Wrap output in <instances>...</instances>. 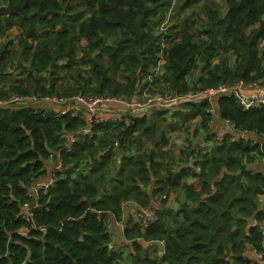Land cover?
I'll return each instance as SVG.
<instances>
[{
  "label": "trees",
  "instance_id": "obj_1",
  "mask_svg": "<svg viewBox=\"0 0 264 264\" xmlns=\"http://www.w3.org/2000/svg\"><path fill=\"white\" fill-rule=\"evenodd\" d=\"M11 1L21 11L0 15V99L82 94L132 103L145 92L264 86V0ZM173 4L171 18L180 19L181 30H153L168 20ZM159 59L161 71L149 80ZM175 109L131 115L129 125L94 124L89 135L67 145L63 135L84 126L82 118L0 107V264H120L106 223L120 220L126 201L149 207L177 189L184 195L177 210L158 209L146 230L134 222L124 229L131 264H260L246 254L256 250L264 257V227H248L245 218L261 206L264 173L252 166L264 160V149L243 131L264 137V105L246 109L225 92ZM195 117L198 125L191 123ZM213 117L223 124L219 145L210 142ZM177 130L191 153L183 149L175 159L170 133ZM53 151L61 161L56 178L28 199ZM25 202L36 204L33 225L20 218ZM183 207H195L190 227ZM176 216L181 221L174 226L169 217ZM254 219L263 220L264 209ZM162 239L161 249L147 246L159 250L155 259L138 243Z\"/></svg>",
  "mask_w": 264,
  "mask_h": 264
},
{
  "label": "built area",
  "instance_id": "obj_2",
  "mask_svg": "<svg viewBox=\"0 0 264 264\" xmlns=\"http://www.w3.org/2000/svg\"><path fill=\"white\" fill-rule=\"evenodd\" d=\"M161 65L162 60L159 59L156 67L153 69V73L150 75L149 80L160 73ZM225 92H232L235 96L239 97L241 100V104L246 109L264 105V86H260L258 83L253 82L249 83L247 86H243V83H240L235 87L219 86L216 89H206L197 94H192L190 92H187L185 94H152L145 92L140 101H135L132 103L129 102V100H125L120 97H95L82 94H76L70 99L48 95L45 97H38L37 95L28 96L10 94L7 98L0 99V107L12 108L13 104H20L22 106H13V108H20L28 107V104L34 103L46 104L51 105V107H42V109L50 111L49 115H52V117L58 118L62 115L69 114L71 116H78L82 118L85 122L84 126L73 133H65L63 135L65 144L68 145L72 144L76 140H79L81 137L89 135V133L91 132V127L94 124H104V122H108L111 120L109 123L118 121L122 124L129 125L131 122V115L138 116L143 112H147L148 110H158L160 108L164 109L178 104L182 105L184 104V102H198L204 98L210 97V95H214L215 93ZM111 107H113L114 109V116H111L109 114ZM205 111L208 113L213 112L211 108H208ZM102 113L106 114L109 117L104 116ZM244 134L245 136L247 134H252L254 136V132L252 131L244 130L243 135ZM224 136V133H216L212 136L210 142H214L216 145H219L222 143ZM263 138L264 137H262L261 139ZM113 145L118 146V140H114ZM56 157V165H54L53 170L48 173V179H44L42 181L37 180L30 185L28 191L26 192V196L28 199H34L40 193L44 192L56 178L55 172L61 168V161L58 152L55 156L53 154V156L49 159L52 160ZM195 171L199 172L200 169L196 168ZM166 198L167 197L162 195L151 206H140L135 210V220L141 230H146L158 220L157 211L158 209L162 208L163 202L166 200ZM35 207L36 204L31 205L29 202H25L23 203L20 212V218L30 225H33L34 223L33 210ZM251 225H257L260 228H263L264 219L259 222L254 219ZM105 229L110 231V223H106ZM150 243V245L155 243L159 248H162L164 247L165 241L162 239L151 241ZM252 252L255 254V261L259 262L260 264H264L263 254L256 252V250H252ZM161 264H164V262Z\"/></svg>",
  "mask_w": 264,
  "mask_h": 264
},
{
  "label": "crops",
  "instance_id": "obj_3",
  "mask_svg": "<svg viewBox=\"0 0 264 264\" xmlns=\"http://www.w3.org/2000/svg\"><path fill=\"white\" fill-rule=\"evenodd\" d=\"M0 5L3 6L2 4H0ZM10 33H11V31H10ZM14 34H16L15 30H14ZM34 104H38V103H34ZM28 107H31V108H34V109H38V108L42 109V107L48 108L49 105L38 104V105L35 106L33 104H28ZM178 107H176V109ZM147 112H150V111L148 110ZM113 113H114V109L111 108L109 114L112 115ZM212 114H213V112H212ZM214 119L215 118L213 117L211 119V121L209 122V126H210V129H211L212 133H216L218 131H221L220 129L223 127V124L220 121L214 120ZM193 122H195L198 125L199 122H200V118L199 117H195L193 120H191V123H193ZM165 130H167V127L165 128ZM165 133H166V131H165ZM179 133L180 134H179V137L177 139H175V137L172 136V133H170V136H171L170 153L172 154L173 158H175V159H177L179 157L181 151L183 149H185L183 146H187V143H185V141H184L185 138H186V135L182 134L180 131H179ZM168 134H169V132H168ZM190 134H192V133H190ZM178 142H180V144H178ZM186 152H187V155H190V153H191L190 149H187ZM56 154H57V152L54 153V155H56ZM55 159H57V157ZM261 162H264V160L260 161L259 163H261ZM50 164L51 163H49V160H46L44 162V168H45L46 172H45V175L40 177L38 181H42L44 179H48V173H50V171L53 170V168H52L48 172ZM257 164L255 166H252V168L254 170H261V169H256ZM261 171L264 173L263 170H261ZM189 181L193 182V183H196V181L194 179H190ZM147 190H150V188H148ZM175 192L178 193L177 196L182 197V203H183L184 202V195L182 196V191L180 189H177V190L173 191L172 193H170V198H169L168 201L169 202L171 201V198H172V196H173V194ZM261 197L262 196L259 197L260 201H261ZM169 202H167V203H169ZM138 207H140V206L137 205V203L135 201H126L122 205V213H121L120 220L119 221H113V219H110V222H109L110 223V235H111V240H110L111 243H110V245H111L112 249H117L118 250L119 248H121L123 246H128L127 242L125 241V238H124V229L129 227V223L130 222L136 223L134 212H135V210ZM259 207L261 209H264V203L261 202V206H259ZM143 248L147 249V252H148V255H149L150 258L155 259V258L159 257V250H154L153 247H151L150 249L147 248V247H143ZM153 254H154V257H152ZM246 255H247L248 258H250L252 260H256L255 254L252 251H249ZM131 262H132V258L130 260V264H131ZM120 264H121V262H120ZM125 264H128V263L125 262ZM164 264H166V263H164Z\"/></svg>",
  "mask_w": 264,
  "mask_h": 264
},
{
  "label": "rangeland",
  "instance_id": "obj_4",
  "mask_svg": "<svg viewBox=\"0 0 264 264\" xmlns=\"http://www.w3.org/2000/svg\"><path fill=\"white\" fill-rule=\"evenodd\" d=\"M216 1H219V0H216ZM0 4H2L3 6H7L6 5V0H0ZM175 5L176 4H178V2H176V3H174ZM174 4H173V7H174ZM171 8V12H170V16H169V18H168V20H167V16H166V18H165V20L162 22V23H160L159 25H153V30H158L159 32L160 31H165L167 34H173L175 31H180L181 29V27L182 26H179V24H177L178 22L180 23V19H178V20H175L174 18H171V15L173 14V13H175V12H173L174 10H175V7L174 8ZM167 14V13H166ZM202 17V19H205V18H203V16H201ZM171 18V19H170ZM201 19V20H202ZM166 21V23H164ZM199 20H197L196 22H195V24L193 25V30H196L198 27H199ZM163 27V28H162ZM162 28V29H161ZM161 29V30H160ZM14 37V35L13 34H11L10 32H9V36H8V39H12ZM12 61L13 62H16L17 60L16 59H12ZM7 71H12L11 69H10V65L9 66H7V68H6V72ZM17 72V71H16ZM3 77H4V75H2ZM9 77L10 78H14V77H16V73L15 72H11V74L9 75ZM0 84H1V80H0ZM33 105H38V104H33ZM181 104H178V105H174L175 106V108L176 107H178V106H180ZM13 106H22V105H20V104H13L12 105V107ZM49 107H51V105H49ZM54 107V106H53ZM179 108V107H178ZM177 108V109H178ZM177 109H175V110H177ZM167 115H164L163 117H166ZM179 131L177 130V131H174V132H172V136L173 137H175V139H177L178 137H179ZM251 140H253V141H255V142H258V143H260L261 145L262 144H264V138L263 139H261V138H257V136H253L252 138H251ZM178 144H180V142H178ZM183 147H185V146H183ZM53 153H55V151H53ZM56 159L54 158V159H52V160H49V163H51L50 165H49V169H48V172L54 167V165H56ZM47 163V162H46ZM171 165H176V161L175 160H172L171 161ZM174 168H176L175 166H174ZM256 169H261V170H263L264 171V162H261V163H258L257 164V166H256ZM178 195V193L177 192H175L174 194H173V196H172V198H171V201L169 202L168 200H169V198H170V194L167 196V198H166V200L163 202V208H165V209H169V210H172V211H175V210H177L179 207H180V205L182 204V197H180V196H177ZM159 196V195H158ZM182 196H183V192H182ZM260 197V196H259ZM167 202H169V203H167ZM261 202H263L264 203V196H262L261 197ZM170 218V223L172 224V223H174V226H176L180 221H181V216L179 217V216H176V217H169ZM119 251H121V253H122V261H121V264H125V262H127L128 264H130V260H131V256H132V252H131V249H130V247L129 246H123V247H121V248H119L118 249ZM152 257H154V254L152 255Z\"/></svg>",
  "mask_w": 264,
  "mask_h": 264
},
{
  "label": "water",
  "instance_id": "obj_5",
  "mask_svg": "<svg viewBox=\"0 0 264 264\" xmlns=\"http://www.w3.org/2000/svg\"><path fill=\"white\" fill-rule=\"evenodd\" d=\"M17 11H21L17 6L13 5L11 0H8L7 6H1L0 5V15L2 16H9L10 14H13ZM261 147L264 149V144L261 145ZM152 152L149 154V158L151 159ZM183 211H185L190 217L191 221L187 224L188 227L194 222L195 218L193 216V211L195 210V207H183L181 208ZM261 208L259 207L257 211H255L251 216L248 218H245V221L247 223V226L249 227L253 221H254V215L260 210ZM197 234L193 233L192 240L196 239ZM138 243H140L143 247L150 246L151 243L149 242H144L142 240H138ZM134 263L137 264V260L134 259Z\"/></svg>",
  "mask_w": 264,
  "mask_h": 264
},
{
  "label": "clouds",
  "instance_id": "obj_6",
  "mask_svg": "<svg viewBox=\"0 0 264 264\" xmlns=\"http://www.w3.org/2000/svg\"><path fill=\"white\" fill-rule=\"evenodd\" d=\"M150 243V242H149Z\"/></svg>",
  "mask_w": 264,
  "mask_h": 264
}]
</instances>
